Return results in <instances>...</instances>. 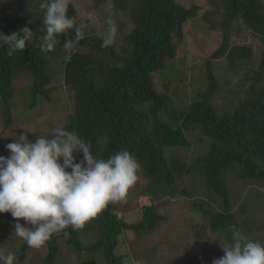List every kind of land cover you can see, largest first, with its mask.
Here are the masks:
<instances>
[{"label": "trees", "instance_id": "trees-1", "mask_svg": "<svg viewBox=\"0 0 264 264\" xmlns=\"http://www.w3.org/2000/svg\"><path fill=\"white\" fill-rule=\"evenodd\" d=\"M88 1L98 24L84 28L65 63L63 46L75 29L44 53L41 0H0V32H34L24 51L9 55L0 48L3 132L20 125L21 117L29 123L23 126H31L54 92L65 88L74 111L49 132L46 122L37 123L26 132L29 140L50 139L53 128H62L90 142L97 159L126 150L140 165L139 179L126 202L110 205L79 230L53 235L39 249L14 235L15 224L29 227L26 221L0 213V251L15 253L14 264H32L37 257L43 264H83L82 256L100 251L106 264H126L117 253L122 242L132 264H212L225 255L221 243H232L231 225L264 243V230L253 231L264 225V0ZM68 14L77 20L72 1ZM109 14L117 37L113 47L102 48L97 33L106 32ZM178 57L191 61L193 87L175 68ZM167 69L166 78L175 72L179 80L173 91L165 84L172 94L161 92L155 79ZM24 71L33 79L31 94L16 104L14 79ZM176 148L201 153L196 163L203 201L193 202L187 187L178 188L197 172L186 160L168 159L167 150ZM75 156L83 160V153ZM177 197L185 207L176 213L180 225L169 208ZM189 211L198 213L200 227L184 218Z\"/></svg>", "mask_w": 264, "mask_h": 264}, {"label": "clouds", "instance_id": "clouds-1", "mask_svg": "<svg viewBox=\"0 0 264 264\" xmlns=\"http://www.w3.org/2000/svg\"><path fill=\"white\" fill-rule=\"evenodd\" d=\"M70 5L71 0H41L39 4L43 11V35L38 38L42 52L53 51L59 36L75 29V38L63 46L65 63L71 61L73 45L84 38L87 26L77 23L75 15L69 16ZM86 15L94 20L91 12ZM105 23L106 32L97 36L101 47L109 48L115 45L118 27L111 14ZM33 37L30 27L10 35L0 32V48H7L12 55L24 51ZM6 147L10 155L0 156V213H11L17 221L30 225L17 222L14 235L34 249L44 246L53 235H67L68 228H83L110 205L126 202L139 179L140 165L130 152L97 159L90 142L62 128L54 129L50 139L38 135L35 142L26 132L21 133ZM76 153H83V160L77 162ZM230 227L232 243H221L225 255L212 264H264V243L248 239L235 225ZM15 258L13 252L0 251V264H14Z\"/></svg>", "mask_w": 264, "mask_h": 264}, {"label": "rangeland", "instance_id": "rangeland-1", "mask_svg": "<svg viewBox=\"0 0 264 264\" xmlns=\"http://www.w3.org/2000/svg\"><path fill=\"white\" fill-rule=\"evenodd\" d=\"M72 3L74 4V6L77 9L78 12V16H77V20L80 23H85L86 25H97V18L95 15V11L92 7V5L90 4V2L88 0H71ZM91 12L94 15V20H89L87 17V13ZM177 63H174L175 68L176 69H183L187 75V84L190 85L191 87H193L190 84L191 79H193L194 75L192 77H189L191 74V69L190 67L192 66L191 61H186L185 63H182L183 59L182 58H177ZM170 74V69H167L161 73H159L156 76V83H157V88L160 89L161 92H167L169 94H172V92L168 91V87L171 89V91L176 90L179 80H177V75L175 72L171 73L170 79L166 78V75ZM168 84V87L165 84ZM32 85H33V79L32 77L27 74V71H24L22 73H20L19 75H17L14 79V95H13V102L15 101L16 104H19L20 102V98L23 97H27L31 94V89H32ZM182 91V88L180 90V93L178 95V97L180 96ZM68 92V90H66L65 88H61L58 91L54 92V98L52 97L53 102H49L46 105H44L41 109H39V111H37V113L35 114V116L33 118H37L34 123L31 126H23V125H27L29 123H25L24 120L21 117V120L19 121L21 124L17 125V126H11L9 129H7V131L4 133L3 131L5 130V126H4V119L2 118V116H0V156H4V151L6 152V150H3L4 147L6 146L5 144H8L9 139L16 137V134H21L27 131H31L36 125L37 123L41 126L43 121L46 122V126H45V130L47 132L50 131L51 127H57L59 124H63V115H66V113H70L73 112L75 109L74 106V102L72 99H68L66 93ZM65 98V99H63ZM243 98V94H241V97L239 98L240 100ZM56 109V110H55ZM64 113V114H63ZM20 115H24L22 113V111H20ZM62 117V118H61ZM18 121V120H17ZM37 121V122H36ZM55 129V128H53ZM191 149H182V148H176V149H168L167 150V155H168V159H181V160H186L187 162L192 163L194 166V171H196L197 173L195 175H191L188 178H186L185 180H182V182H179L178 184V188H182V187H187L190 190V196H193L191 199L193 202H195L196 200L199 201H203L204 199H206V194L202 189V185L200 183V179L198 177V166H197V157L201 156V153H196L195 151ZM3 151V153H2ZM145 174V173H142ZM142 185H146V184H142ZM239 185H236L234 187V189H237ZM173 199V198H172ZM179 197L175 198L172 205H169L172 210V220L180 225L181 220L178 219L176 213H180V211L185 208L182 205L179 204L178 201ZM145 200V199H144ZM143 200V202H144ZM147 204V203H146ZM237 208V207H236ZM240 209V208H239ZM238 209V210H239ZM237 210V209H235ZM193 218L191 219L190 225H194L196 227H200L202 225V221L198 215V213L189 211L187 212V214L185 215L184 218L188 219V218ZM259 218V217H258ZM244 219V217L240 220V222H242V220ZM128 220L130 221H134L130 216L128 217ZM250 220V218L248 219ZM260 222L264 223V218L261 219L259 218ZM247 221V218H246ZM245 221V223H246ZM264 230V225L259 224L258 228L254 229L253 231H263ZM246 237L249 238L248 233L245 234ZM1 247V245H0ZM127 251V247L126 244H123L122 242L119 244L118 248H117V253L119 255H122L124 257V261L126 264H132L131 261H129V258L127 257L126 254ZM85 255V254H84ZM83 257V264H106V259L105 256L103 255V253L97 252L95 254V256L93 255H86V256H82ZM32 264H43V261L40 257H37L33 260Z\"/></svg>", "mask_w": 264, "mask_h": 264}, {"label": "built area", "instance_id": "built-area-1", "mask_svg": "<svg viewBox=\"0 0 264 264\" xmlns=\"http://www.w3.org/2000/svg\"><path fill=\"white\" fill-rule=\"evenodd\" d=\"M146 203H147V199H145V200H144L143 204H146ZM119 217L121 218V217H122V215H121V214H119Z\"/></svg>", "mask_w": 264, "mask_h": 264}]
</instances>
